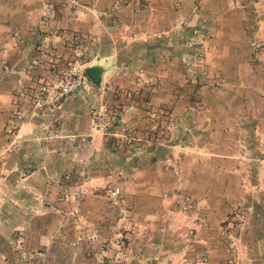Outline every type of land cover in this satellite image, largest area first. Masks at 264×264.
Returning a JSON list of instances; mask_svg holds the SVG:
<instances>
[{"label": "crops", "instance_id": "1", "mask_svg": "<svg viewBox=\"0 0 264 264\" xmlns=\"http://www.w3.org/2000/svg\"><path fill=\"white\" fill-rule=\"evenodd\" d=\"M48 1L0 0V128L30 61L63 62L64 44L76 32L91 33L98 48L81 88L54 112L25 118L8 141L10 154L0 166V264L13 256L15 231L35 264H99L70 243L74 227L64 214L70 204L61 200L80 171L90 176L81 210L96 233L92 247L123 233L130 220L127 248L140 264H224L225 221L240 212L244 223L233 231L239 264H264V0H131L113 15L108 8L115 0H79L78 23L62 12L44 20ZM193 8L208 33L200 44L203 63L224 79L221 86L192 77L198 66L182 48L179 26ZM138 72L157 79L160 89L145 86L142 95L152 105H170L176 122L144 152L123 154L90 129L88 111L99 89L131 88ZM186 79L185 99L178 101L173 94ZM197 88L201 117L186 107ZM83 134L92 139L84 151ZM6 146L0 131V151ZM108 182L123 192L125 214L102 197ZM183 196L190 198L186 212L179 209ZM107 255L114 257L113 249Z\"/></svg>", "mask_w": 264, "mask_h": 264}, {"label": "rangeland", "instance_id": "2", "mask_svg": "<svg viewBox=\"0 0 264 264\" xmlns=\"http://www.w3.org/2000/svg\"><path fill=\"white\" fill-rule=\"evenodd\" d=\"M76 1L82 6L79 0H76ZM130 1L131 0H129L128 2ZM123 5H125V0H124ZM194 8L190 11H186L184 16L180 18L181 22H180L179 27L184 36L182 48L184 49L185 54L189 57V60H190L189 62H192V64L198 66L197 73H195L192 77L197 78L196 79L197 81L198 80H203L204 82L211 81L210 83L215 85L216 83L212 81L213 75L210 74L209 68L205 66L203 63L204 54H203V51L200 45L202 39L208 36V33L206 31L207 28L204 24L199 23L197 21L196 17L198 15L196 14V9ZM81 9L83 10V8ZM177 9H180V8L174 7V11H175L174 13H176ZM116 11L110 12V7L108 8V12L110 15L115 14ZM97 17L100 18L101 14L97 15ZM77 34L81 38L87 34L91 35V33L80 34L78 32ZM91 36L93 37V35ZM93 39L95 41V48L89 52L90 59L88 55L86 56L88 57L89 62H86V64L84 65V68H86L95 58V52L98 48V41L94 37ZM68 42L69 40L66 43ZM65 46L66 44H64V52H65L66 57L63 60V62H61L62 65H64L65 62H67L69 59V55L67 54L65 50ZM46 61H52V59L43 60V62H46ZM205 70L206 72L204 73ZM33 78L34 77L30 79L22 78V80H24L25 84L27 81L30 82V86H31L34 81ZM186 80L180 82L177 85L175 89V93L173 94L175 96V99L178 101H182L185 99L184 90L186 88V85L188 84V80L187 81ZM222 84H219V85L216 84V85L221 86ZM145 86H148L152 88L153 90H157V91L160 89V85L155 77H147L141 72L135 73V76L131 83V88H128L127 86H123L122 84L119 83V84H113V85L110 84L109 86L102 88L103 90L99 89V99L95 101L89 107L88 114H89V124H90L89 127L92 131H99L101 133V135L105 138V141H103V144L108 143L109 147H111L114 150L122 151L123 154H128L132 150L134 152H139L136 150L138 142H136L135 139L145 138V140L149 139L150 141V136H149L150 124L149 122L145 121L146 115L144 113V107H145L144 103L146 102L148 103L149 108H152L155 110L157 109L159 110L160 108L166 109V111L169 114H171V117H172V122H171L172 125L170 126V128L172 126L173 127L175 126L176 119H175V115L173 114L171 106L165 105L163 107L162 106L160 107V106L152 105L149 102V98L146 97L145 95H142L144 91L143 87ZM198 89L200 88H197L196 90L192 91L193 95L190 98V101L188 105H186V107L188 108V112L190 114L201 117L203 114H205V110H204L205 108H204V105L201 103L199 94L197 93ZM124 98H129V104L121 106L120 101ZM129 106L134 107V110L132 113L125 112V109ZM103 108H105L107 112H110V116H107V115L104 116L99 112ZM7 114L4 116L2 120V125L0 128L3 139L5 140V143H7V146L4 147L0 151V166L3 164L5 157L10 154V151H7V150H10L8 145L9 146L11 145L8 143V141L12 140V137L10 138L5 137L2 131L3 122ZM94 116L96 117V119H94ZM29 119H37V118H29ZM140 124H141V129L139 130L138 128H140ZM123 126L128 127L126 133L128 134L127 136L131 138L130 145H126L123 141H120V139L116 140L111 135L105 134V133L116 134L119 132V128ZM81 138H87L89 141V145L86 146L85 148L81 147L80 145L79 140ZM157 138H158V141L160 142L159 137ZM78 144L81 150L83 151L88 150L91 147L92 139L90 136L86 134L80 135L78 137ZM63 178L65 180H70L69 174H64ZM89 181H90L89 174L86 171H82V172L80 171V173H78L77 178L73 182L74 190L72 191L67 188L61 193V200L63 202L70 204L68 209L64 212V214L68 216L71 224L74 227V236L70 240V243L73 246L82 245L83 246V250H82L83 256L85 258H92L96 260L99 264H133V262H135L134 264H140L139 263L140 261H137V258H135V255H136L135 252H132L131 250L127 248L128 247L127 245L128 236L125 234L129 232L128 231L129 228L132 227L130 225V220L127 223L123 221V229H122L123 233L117 234L107 240H99L96 243H94L96 247L94 246L92 247V244L95 241L96 233L92 225H90L86 221L85 216L83 215V212L81 210V204L83 203L85 199L86 189H87ZM111 187L119 188V186H117L114 183H111V182L106 183L102 188V197L105 199L107 206L112 211L117 210L119 214L121 213L125 214L128 211L127 210L128 208L124 200V194L120 188H119L120 199H119L118 204H112V202L106 198L105 192L108 188H111ZM77 192L79 193L80 198L74 201L71 199V197L73 196V194ZM181 199H182V202L179 206V209L181 212H186L191 208L190 198L189 196H183ZM185 200L187 202H185ZM73 209L77 210L76 215H70V212ZM226 223L228 224V231H225L222 235L223 236L222 238L223 239L222 241L223 261H224V264H239V253L234 244L233 234L235 230L236 231L238 230L237 225L243 224L244 220L242 216H240V212H238V214L236 215L232 214L229 218H227V220L225 221V224ZM17 232L18 231H15L14 237L17 236ZM192 235H193V232L189 230L186 232L185 237L186 239H189L190 237H192ZM59 239L62 241L61 237ZM110 249L111 250L113 249V255L115 254L114 257H111V258L108 257L107 255V252ZM168 263L169 264H179L178 262L172 259H168Z\"/></svg>", "mask_w": 264, "mask_h": 264}, {"label": "built area", "instance_id": "3", "mask_svg": "<svg viewBox=\"0 0 264 264\" xmlns=\"http://www.w3.org/2000/svg\"><path fill=\"white\" fill-rule=\"evenodd\" d=\"M129 0H125V3ZM124 4V0H115L110 6V12L118 10ZM83 8L76 0H49L46 4V13L43 19L53 17L57 12H62L66 21L71 23H78L81 11ZM263 47V43L259 44V48ZM95 48V41L90 34L82 38L76 33H73L68 43H66L65 50L69 55V59L62 65L61 62L52 60L43 62L42 60L34 59L30 61L22 70L23 79L33 78L32 86H27L24 80L13 89L10 96V109L4 119L2 131L5 137H13L18 131L23 120L28 118H38L43 112L55 111L60 101L63 98L69 97L75 93L83 84L84 81V65L88 61L89 52ZM88 55V57H86ZM80 62V63H78ZM206 70L204 71V73ZM212 81L217 85L222 84L224 81L217 76L212 77ZM144 113L146 120L150 124L149 136L150 141L145 138H136L137 148L139 152H144L148 145L163 140L166 136L168 129L172 125V117L166 109L160 108L155 110L149 108L148 103H144ZM133 106L125 109L126 113H132ZM104 116H110L105 108L99 111ZM94 119L96 117L94 116ZM119 121V120H118ZM128 127H120L119 132L116 134L105 133L120 139L126 145L131 144V138L127 136ZM81 147L89 145L87 138H81ZM9 151V150H7ZM106 198L112 204H118L120 199V190L117 187L108 188L105 192ZM80 198L79 193L73 194L72 200L76 201ZM185 202H187L185 200ZM77 210L73 209L70 215H76ZM25 237L21 231L17 232L14 244L12 247V257L4 259L6 264H35V258L32 254L24 250Z\"/></svg>", "mask_w": 264, "mask_h": 264}]
</instances>
